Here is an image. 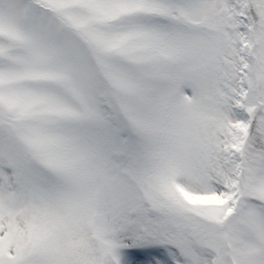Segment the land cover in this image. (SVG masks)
<instances>
[{"label": "snow or ice", "instance_id": "6c2138e0", "mask_svg": "<svg viewBox=\"0 0 264 264\" xmlns=\"http://www.w3.org/2000/svg\"><path fill=\"white\" fill-rule=\"evenodd\" d=\"M0 264H264V0H0Z\"/></svg>", "mask_w": 264, "mask_h": 264}]
</instances>
